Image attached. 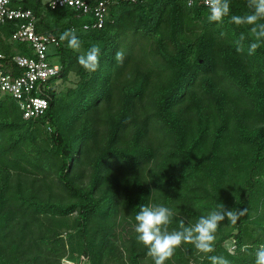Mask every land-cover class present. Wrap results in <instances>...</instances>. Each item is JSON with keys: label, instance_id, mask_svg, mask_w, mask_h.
Masks as SVG:
<instances>
[{"label": "trees", "instance_id": "obj_1", "mask_svg": "<svg viewBox=\"0 0 264 264\" xmlns=\"http://www.w3.org/2000/svg\"><path fill=\"white\" fill-rule=\"evenodd\" d=\"M17 3L34 14L39 34L59 38L91 21L40 0ZM230 9L250 12L247 0H230ZM107 11L101 29L77 34L85 53L101 49L96 72L85 71L81 54L60 40L53 58L61 69L48 80L44 114L24 120L14 100H0V264H60L67 251L58 229L72 215L67 261L77 255L104 264L113 221L135 227L142 205L170 208L176 230L220 205L247 209L235 224L225 218L215 251L198 264H211L210 255L255 264L264 244V45L247 55L248 26L227 17L209 22L197 0H114ZM2 29L8 39L12 29ZM241 33L247 39L238 53ZM120 49L123 65L114 59ZM71 75L74 87L56 92ZM136 235L130 264L148 251Z\"/></svg>", "mask_w": 264, "mask_h": 264}, {"label": "clouds", "instance_id": "obj_2", "mask_svg": "<svg viewBox=\"0 0 264 264\" xmlns=\"http://www.w3.org/2000/svg\"><path fill=\"white\" fill-rule=\"evenodd\" d=\"M188 6L192 0H187ZM209 9L208 21L223 23L229 18V23L236 26H248L252 41L247 47V55H255L257 49L264 45V0H247L250 12L243 15H231L230 0H204ZM222 37L227 33L221 32ZM66 41L69 48L79 51L82 41L76 34V29L65 30L59 37ZM247 37L241 33L235 40L236 51L243 53ZM101 49L93 45L86 53L78 56V63L87 72H96L100 66ZM115 62L123 65L125 51L117 50ZM247 209L228 210L223 205L219 210H213L202 215L194 224L180 223L179 230H170L173 222V211L164 205L140 206V211L135 216L134 231L137 234V242L147 248V255L153 260V264H166L175 255V252L183 244H192L201 253H213L216 233L221 223L227 220L233 224L246 213ZM211 264H230V261L221 255H210ZM255 264H264V244H260L255 251Z\"/></svg>", "mask_w": 264, "mask_h": 264}, {"label": "built area", "instance_id": "obj_3", "mask_svg": "<svg viewBox=\"0 0 264 264\" xmlns=\"http://www.w3.org/2000/svg\"><path fill=\"white\" fill-rule=\"evenodd\" d=\"M23 0H0V100L12 99L24 120L41 117L48 107L44 93L50 85L48 80L60 72L53 55L60 39L53 34L36 32V17L30 10L14 6ZM114 0H40L45 9L54 11L69 9L77 16L89 17L91 21L76 29V34L101 29L107 18V5ZM124 1V0H122ZM208 8L204 0H197ZM8 25L12 33L5 38L2 29ZM13 43L25 44L26 49L16 50ZM8 46L12 54H5Z\"/></svg>", "mask_w": 264, "mask_h": 264}, {"label": "rangeland", "instance_id": "obj_4", "mask_svg": "<svg viewBox=\"0 0 264 264\" xmlns=\"http://www.w3.org/2000/svg\"><path fill=\"white\" fill-rule=\"evenodd\" d=\"M19 3H16V5L14 6H18ZM4 27V26H3ZM13 49L16 50H20L22 49H26L27 46L25 44H18V43H13L12 45ZM80 54H84V50L80 49L78 51ZM77 79L76 77H74L73 75H71L69 77V82L66 83H61L58 82L56 85V92H63L65 91L67 88H71L74 87L75 83H76ZM228 156L231 157V152L227 153ZM231 169V168H230ZM228 174L232 173V170L230 172H227ZM74 217L75 215H72L68 218L65 219V223L62 225V227L60 229H58V233L62 234L63 237V241H64V245H66L65 249V253L67 251V253L65 254V258H63L61 260L60 264H88V262L86 260H82L80 257H78L77 255H74L73 261H67V256L70 257L69 255V245L72 244L74 245L73 241V237L71 236V239L69 241L68 237L70 235L73 234V232L75 231L72 226L74 223ZM120 217V216H118ZM113 228H114V233H115V239H114V246H113V251L112 253L108 254V257L104 260V264H130L128 261V257H129V252L128 249L130 247V237L133 233V230L135 227H133L132 225H129V223L127 221H122L121 219H117L115 220V223L113 221ZM170 230H172L170 228ZM71 242V243H70ZM189 248L194 249V256L190 258V256L188 255V249L189 248H185V245L183 244L180 248H178L176 250L177 254H180V256L182 257V259H184V261L186 262V264H198L199 263V256L202 254L201 252H199L193 245L188 244ZM225 248L228 250V253L231 254L233 247L230 243H226L225 244ZM178 260H176V258H174V256L172 257V259L168 262H166V264H178ZM138 264H153V260L150 256L146 255V257L141 258L138 260Z\"/></svg>", "mask_w": 264, "mask_h": 264}]
</instances>
